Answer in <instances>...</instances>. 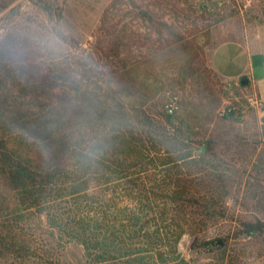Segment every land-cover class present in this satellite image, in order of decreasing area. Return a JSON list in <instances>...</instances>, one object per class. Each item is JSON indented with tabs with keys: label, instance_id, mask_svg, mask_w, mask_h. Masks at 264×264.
Returning a JSON list of instances; mask_svg holds the SVG:
<instances>
[{
	"label": "trees",
	"instance_id": "16d2710c",
	"mask_svg": "<svg viewBox=\"0 0 264 264\" xmlns=\"http://www.w3.org/2000/svg\"><path fill=\"white\" fill-rule=\"evenodd\" d=\"M162 1L111 0L92 46L65 38L74 52L23 76L0 62V185L8 189H0L1 253L26 259V235L37 232L58 246L79 244L82 264H186L178 250L186 234L207 249L228 244L200 235L231 193L219 170L218 142L196 138L213 121L214 107L185 103L184 115L167 113L159 109L164 96L155 101L159 90L149 82L160 56L180 59L184 78L204 67L199 22L177 26L166 19ZM129 13L146 24L147 36L136 32ZM215 22L203 27L206 36ZM250 87L249 80L233 84L238 95ZM226 108L223 118L236 121ZM137 111L140 129H133ZM92 122L104 137H73L75 128ZM22 140L48 153L43 164L22 150ZM263 233L264 220H239L241 236Z\"/></svg>",
	"mask_w": 264,
	"mask_h": 264
},
{
	"label": "rangeland",
	"instance_id": "374dc122",
	"mask_svg": "<svg viewBox=\"0 0 264 264\" xmlns=\"http://www.w3.org/2000/svg\"><path fill=\"white\" fill-rule=\"evenodd\" d=\"M110 1L0 0V27L8 30L23 23L48 21L62 31L65 38H74L82 46L90 47L95 40L101 14ZM162 2L164 5L162 11L166 19L177 26L190 28L192 19L199 22L197 42L204 50L201 56L204 67L194 77L184 78L179 70L180 59L176 56H160L154 65L155 73L149 80L151 86L159 90L155 101L161 95L164 96L162 104L159 105V109L163 110L175 96L178 104L175 112L183 115L187 110L184 107L185 103L192 105L201 103L209 111L214 107L213 121L198 129L199 134L196 138L203 141L211 137L218 142L219 170L230 179L225 183L231 190L229 196L220 202L222 208L218 219L211 222L200 234L203 239L216 241L221 237L227 238L228 244L222 248L213 246L207 249L195 244L194 237L186 234L179 241V253L186 260V264H264V233L251 237L238 234L240 219L264 220V105L258 100L253 87L241 90L239 95L236 94L233 84L238 83L239 77L245 74H239L236 79L229 80L221 77L214 69L216 67L229 73H237L247 70L249 59L255 62L257 50L264 45V0ZM130 17L136 32L147 36L146 24L130 13L126 17L127 20ZM213 18L216 22L209 27V36H206V28L203 27ZM241 34H249L257 41H244L240 45L235 43L222 45L224 41L238 38ZM155 36L152 35L153 38ZM142 42L138 44L145 46L143 49L147 52V39L142 38ZM134 47L132 45V48ZM64 49L66 53L74 52V48H71L67 41ZM163 49L166 47L163 46ZM97 84H102L104 88L103 78L97 79ZM97 84L94 85L96 88ZM61 95L65 96L66 93ZM138 103L136 101L134 105ZM227 106L232 107L237 117L236 121L223 118L228 115ZM138 108L137 106V110ZM131 117L130 126L133 129H140V112L133 113ZM109 136H112V133ZM73 137L93 138L97 141L104 135L101 128L92 122L86 129L82 126L75 128ZM22 145V150L36 163L43 164L48 157V153L41 150L38 143L22 140ZM202 146L198 149L199 152ZM0 189L8 192L4 183H1ZM26 238L31 248L25 255L28 257L21 259L18 253L0 252V264L84 262L83 250L77 243L70 242L58 246L51 238L38 232L31 234L30 237L26 235ZM49 243L52 248L47 247Z\"/></svg>",
	"mask_w": 264,
	"mask_h": 264
},
{
	"label": "clouds",
	"instance_id": "9594fccd",
	"mask_svg": "<svg viewBox=\"0 0 264 264\" xmlns=\"http://www.w3.org/2000/svg\"><path fill=\"white\" fill-rule=\"evenodd\" d=\"M64 44L65 34L48 21L23 23L8 30L0 27V62L23 76L33 68L62 60L67 55Z\"/></svg>",
	"mask_w": 264,
	"mask_h": 264
},
{
	"label": "crops",
	"instance_id": "0c3cea01",
	"mask_svg": "<svg viewBox=\"0 0 264 264\" xmlns=\"http://www.w3.org/2000/svg\"><path fill=\"white\" fill-rule=\"evenodd\" d=\"M244 41L249 42L257 40L252 39L249 34H241V36L238 38L224 41L222 45H227L228 43H235L236 45H240ZM257 53L258 55L255 59V62L249 59V64L246 71L243 70L237 71V73H229L228 71H224L222 69H216V67H214V69L221 77L229 80L236 79V76L242 73L247 75L251 87H253L256 92L258 100L264 105V45L263 47H259Z\"/></svg>",
	"mask_w": 264,
	"mask_h": 264
},
{
	"label": "built area",
	"instance_id": "2783aa9c",
	"mask_svg": "<svg viewBox=\"0 0 264 264\" xmlns=\"http://www.w3.org/2000/svg\"><path fill=\"white\" fill-rule=\"evenodd\" d=\"M165 109L167 113H174L178 109V104L175 96L165 105Z\"/></svg>",
	"mask_w": 264,
	"mask_h": 264
},
{
	"label": "water",
	"instance_id": "95a60500",
	"mask_svg": "<svg viewBox=\"0 0 264 264\" xmlns=\"http://www.w3.org/2000/svg\"><path fill=\"white\" fill-rule=\"evenodd\" d=\"M238 80H239L240 85H245L248 82V78L246 75L240 76ZM205 148H206V145L204 144L202 148L200 149V152L204 151Z\"/></svg>",
	"mask_w": 264,
	"mask_h": 264
}]
</instances>
